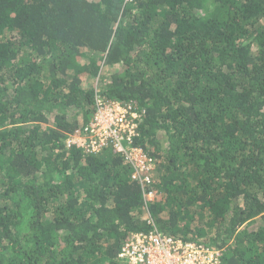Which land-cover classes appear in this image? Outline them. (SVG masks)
Returning <instances> with one entry per match:
<instances>
[{"label": "trees", "instance_id": "trees-1", "mask_svg": "<svg viewBox=\"0 0 264 264\" xmlns=\"http://www.w3.org/2000/svg\"><path fill=\"white\" fill-rule=\"evenodd\" d=\"M97 100L140 108L150 184L65 146ZM149 220L264 264V0H0V264H124Z\"/></svg>", "mask_w": 264, "mask_h": 264}, {"label": "built area", "instance_id": "built-area-1", "mask_svg": "<svg viewBox=\"0 0 264 264\" xmlns=\"http://www.w3.org/2000/svg\"><path fill=\"white\" fill-rule=\"evenodd\" d=\"M140 108L131 103L97 100L88 120L65 139V146L95 153L109 147L124 155L132 167L131 178L142 185L152 182L154 161L141 147L133 145L138 134ZM153 192L145 194L152 199ZM148 232L133 233L118 253L124 264H220L214 247L185 241L161 233L152 220Z\"/></svg>", "mask_w": 264, "mask_h": 264}, {"label": "rangeland", "instance_id": "rangeland-1", "mask_svg": "<svg viewBox=\"0 0 264 264\" xmlns=\"http://www.w3.org/2000/svg\"><path fill=\"white\" fill-rule=\"evenodd\" d=\"M152 197H154V194H153V196Z\"/></svg>", "mask_w": 264, "mask_h": 264}]
</instances>
